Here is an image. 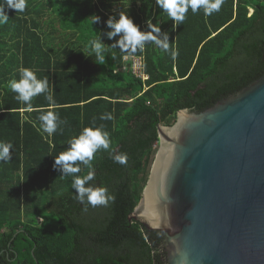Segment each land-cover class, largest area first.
Returning <instances> with one entry per match:
<instances>
[{
  "label": "trees",
  "instance_id": "obj_1",
  "mask_svg": "<svg viewBox=\"0 0 264 264\" xmlns=\"http://www.w3.org/2000/svg\"><path fill=\"white\" fill-rule=\"evenodd\" d=\"M26 4L22 13L9 10L8 23L0 25V141L13 144L11 160L0 162V264H149L150 244L128 217L149 180L158 127L174 126L180 110L204 112L264 76V0H224L211 16L189 9L176 25L155 0ZM121 12L142 31L149 19L161 26L170 50L154 44L135 53L108 48L106 63L98 65L86 45L102 34L111 46L115 41L103 35L110 31L106 22ZM92 16L100 21L93 24ZM125 56L142 58L149 79L138 78ZM21 67L48 77L55 105L41 94L31 112L21 111L26 106L8 87ZM48 111L65 121L51 135L37 119ZM105 113L113 119L101 120ZM93 123L105 126L115 153L96 154L89 183L106 187L114 199L84 211L72 176H61L54 162ZM120 153L127 154V164L112 159ZM81 169L79 175L88 171Z\"/></svg>",
  "mask_w": 264,
  "mask_h": 264
},
{
  "label": "water",
  "instance_id": "obj_2",
  "mask_svg": "<svg viewBox=\"0 0 264 264\" xmlns=\"http://www.w3.org/2000/svg\"><path fill=\"white\" fill-rule=\"evenodd\" d=\"M158 134L130 221L164 233L171 264H264V76Z\"/></svg>",
  "mask_w": 264,
  "mask_h": 264
},
{
  "label": "clouds",
  "instance_id": "obj_3",
  "mask_svg": "<svg viewBox=\"0 0 264 264\" xmlns=\"http://www.w3.org/2000/svg\"><path fill=\"white\" fill-rule=\"evenodd\" d=\"M223 4L224 0H155V5L167 14L174 25L183 24L189 9L193 14L203 9L205 16H211L214 12H219ZM26 7V0H0V25L8 23L9 10L22 13ZM92 18L93 24L100 21L99 16H92ZM106 24L110 31L103 35L115 42L108 46L102 41V34H98L86 45V49L90 55L95 56L98 65L106 63L105 53L108 48H118L122 52L135 53L137 50L142 52L149 44H154L163 51L170 50L169 33L162 31L161 26L153 24L150 19L147 21V30L144 31L129 14L123 12L119 14L118 19L115 16L109 17ZM117 37L119 39H116ZM171 54L173 58L176 55L174 51ZM8 87L16 94L15 99L26 106L21 111L31 112L33 98L41 94H45L49 106L55 105L48 77L38 78L36 71L32 68L21 67L19 79L13 78L8 81ZM37 119L40 121L42 131L49 135L57 132L65 123L57 113L52 111L40 114ZM100 119L111 120L113 116L111 113H105L100 116ZM68 143V149L55 157L54 168L61 173V176H72L71 187L75 190V199L84 205V211L88 210L89 205L92 207L107 206L114 196L106 187L94 186L89 182L95 177L93 161L96 154L102 150L108 151L110 155L115 153V149L110 148L112 143L110 133L104 125L96 126L93 123V126L83 128L80 134ZM12 149L11 142L0 141V162L11 160ZM112 159L115 163L125 165L128 156L126 153H120L112 155ZM81 165L88 169L84 175H79L82 171Z\"/></svg>",
  "mask_w": 264,
  "mask_h": 264
},
{
  "label": "flooded vegetation",
  "instance_id": "obj_4",
  "mask_svg": "<svg viewBox=\"0 0 264 264\" xmlns=\"http://www.w3.org/2000/svg\"><path fill=\"white\" fill-rule=\"evenodd\" d=\"M131 215L128 217L129 222L136 223L138 227L144 233L146 242H149L151 249V262L149 264H171L170 258L167 251V239L164 233L157 230H149L146 225L141 221L132 220L130 221ZM145 248H140L139 252L142 253ZM147 264V262L142 263Z\"/></svg>",
  "mask_w": 264,
  "mask_h": 264
},
{
  "label": "built area",
  "instance_id": "obj_5",
  "mask_svg": "<svg viewBox=\"0 0 264 264\" xmlns=\"http://www.w3.org/2000/svg\"><path fill=\"white\" fill-rule=\"evenodd\" d=\"M123 61L126 65L130 63L131 70L138 78L143 80L149 79V76L144 73V62L142 58L125 56Z\"/></svg>",
  "mask_w": 264,
  "mask_h": 264
},
{
  "label": "rangeland",
  "instance_id": "obj_6",
  "mask_svg": "<svg viewBox=\"0 0 264 264\" xmlns=\"http://www.w3.org/2000/svg\"><path fill=\"white\" fill-rule=\"evenodd\" d=\"M159 149V148H158ZM41 222V221H40Z\"/></svg>",
  "mask_w": 264,
  "mask_h": 264
}]
</instances>
